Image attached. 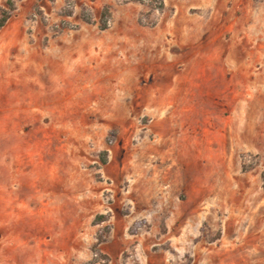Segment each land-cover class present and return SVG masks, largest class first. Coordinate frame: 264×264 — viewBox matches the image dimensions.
<instances>
[{"label":"rangeland","instance_id":"1","mask_svg":"<svg viewBox=\"0 0 264 264\" xmlns=\"http://www.w3.org/2000/svg\"><path fill=\"white\" fill-rule=\"evenodd\" d=\"M2 10L0 264H112L101 245L130 214L131 234L156 230L148 251L194 264L179 258V215L216 251L240 244L245 219L264 220V98L241 83L249 68H234V96L219 85L201 100L178 82L194 79L195 48L214 36L264 44V0H0ZM137 244L120 264H147Z\"/></svg>","mask_w":264,"mask_h":264},{"label":"crops","instance_id":"2","mask_svg":"<svg viewBox=\"0 0 264 264\" xmlns=\"http://www.w3.org/2000/svg\"><path fill=\"white\" fill-rule=\"evenodd\" d=\"M236 1L244 2V0ZM217 15H219V13H217ZM244 34L245 35L240 33L233 34L226 44L219 43V37L214 36L210 42L197 45L195 48V56L191 60H194L195 65H197L196 62L199 60L200 65H197L198 68L194 79L191 78L193 82L191 84H193V86L190 84L188 88V83L191 82L189 77L182 74H179L178 76V82L183 83L184 85L182 86L183 91L187 92V90H190L189 93H194L195 97H199L203 100L207 97H218L219 93L224 91H219V85H225L227 86L226 91L228 92V95L231 94V96H234V68L241 67L244 71L249 68L248 71L243 73L245 76H243L244 78L241 80L243 86L247 87V84L249 85V97L264 98V44L260 41L261 36L250 39L248 33ZM254 40L257 42H249ZM226 68H230L233 71L230 80H225L224 69L226 70ZM198 91H200V95L198 94ZM196 107L197 106L192 107L191 110H197ZM183 186L186 187V184ZM195 190L194 193L198 195L201 194L202 189L199 190L196 188ZM188 194L190 195V193ZM157 197H162V195L158 194ZM181 205H183L182 210L185 212L187 210L186 202ZM159 207L162 211L168 212L169 210V208H166L165 203H162ZM144 209L142 207L140 209L136 208L137 211H143ZM156 209L158 208L153 210L154 215H157L159 212ZM197 210H200L199 206H195L194 211L197 212ZM142 215L144 216V214ZM183 216L184 217H180L179 215L178 218L180 231L177 241L179 244L178 253L180 259L183 257L186 258L188 253H192L191 256L193 254L195 255L194 264H264V236L260 235V228L264 227L263 219H245L242 223V226L244 227V235L240 244L234 243V245L230 247L231 249L228 248L216 251L213 249H203V246L199 248L196 242L199 233L194 232L193 234H188V228L192 219L186 217V215ZM136 219L137 218H135L134 214L126 216L118 215L115 221L112 222V229L110 232V238L112 240L101 245V249L108 253V255L114 260L112 264H120L124 251L127 250V248H130V245L134 241H139V244L137 245L139 247L141 246L142 250L145 252L144 258L146 259L147 264H169L170 256L168 252L155 253L147 250L149 247L148 237L155 234L156 230L152 229L153 234L151 232H140L136 235L129 232L131 225ZM169 224L173 226V220L170 219ZM156 225L157 224H154V227H156ZM191 227H193V225ZM169 233L170 229L166 234L161 235L163 241L166 242L171 238ZM187 244H190L191 248L193 246L195 251L188 250ZM67 256H72L70 251L67 252L66 257ZM153 260H155V262L151 263Z\"/></svg>","mask_w":264,"mask_h":264},{"label":"trees","instance_id":"3","mask_svg":"<svg viewBox=\"0 0 264 264\" xmlns=\"http://www.w3.org/2000/svg\"><path fill=\"white\" fill-rule=\"evenodd\" d=\"M11 2L9 1V4ZM10 17V12L9 11H6V10H2L1 12V18H0V29L6 24L7 20L9 19ZM103 163H106V159L104 158L103 160Z\"/></svg>","mask_w":264,"mask_h":264},{"label":"bare ground","instance_id":"4","mask_svg":"<svg viewBox=\"0 0 264 264\" xmlns=\"http://www.w3.org/2000/svg\"><path fill=\"white\" fill-rule=\"evenodd\" d=\"M241 54H242V53H241ZM241 54H240V55H241ZM242 55H243V54H242Z\"/></svg>","mask_w":264,"mask_h":264}]
</instances>
